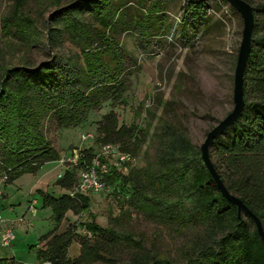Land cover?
Returning a JSON list of instances; mask_svg holds the SVG:
<instances>
[{
	"label": "trees",
	"instance_id": "1",
	"mask_svg": "<svg viewBox=\"0 0 264 264\" xmlns=\"http://www.w3.org/2000/svg\"><path fill=\"white\" fill-rule=\"evenodd\" d=\"M245 1L251 4V0ZM146 2L140 5L139 22L134 15L129 20L123 18L122 12L129 5L125 0H11L9 10L0 19L4 33L24 43L36 42L45 33L51 49L57 48L66 34L79 52L76 57L54 53L37 65L21 64L1 70L0 174L6 176V185L23 172H35L45 162L60 159L43 131L46 116L54 118L57 126H72L83 122L88 111L104 101H121L127 56L119 40L120 32L137 29L147 37L166 29L162 2L148 0L145 6ZM30 4L38 8L39 15L54 7L45 20L46 31L37 28ZM251 5L255 27L258 20L264 22V2ZM206 7L205 0H185L183 18L196 19ZM243 98L241 114L211 141L209 155L226 188L242 199L264 228V33L251 40L243 73ZM160 135L151 161L131 167L127 173L110 168L103 176L113 193H122L119 202L128 209L121 208L118 216L108 219L106 227L97 224L94 217L86 221L84 226L94 242L76 231L75 223L62 233L41 235L39 242L44 245L36 250L38 260L79 264L83 259L88 263L98 259L119 264L118 259L106 257L105 253L112 255L110 249L114 253L123 246L136 249L134 264H264V242L253 220L245 214L239 217L236 206L222 196L201 160L199 146L169 124H164ZM148 137L149 125L120 124L116 114L110 112L99 121L95 142H115L121 150L135 155ZM94 155L93 146L81 149L77 167L90 162ZM76 180V167H66L58 177V183L68 189ZM39 191L43 206H51L57 222L65 210L82 213L90 204L85 194ZM130 209L177 229L200 225L201 239L188 247L183 261L149 252L143 240H137L119 224L130 217ZM74 238L79 239L81 253L77 261L68 262L66 251ZM96 239L108 241V252L107 248L97 251ZM0 264L22 263L10 256L0 257Z\"/></svg>",
	"mask_w": 264,
	"mask_h": 264
},
{
	"label": "rangeland",
	"instance_id": "2",
	"mask_svg": "<svg viewBox=\"0 0 264 264\" xmlns=\"http://www.w3.org/2000/svg\"><path fill=\"white\" fill-rule=\"evenodd\" d=\"M125 1L129 5L122 12L123 18L129 20L134 15V20L140 22V5L147 1V6L148 0ZM160 1V9L165 15L163 26L166 29L161 32L164 34L151 32L145 37L134 28L135 32L125 30L119 34L127 56L121 101H104L97 109L89 110L83 122L72 126H57L51 116L43 120V131L58 150L60 160H66L69 155L85 147L97 146L95 137L92 141H82L80 136L86 133L96 136L99 121L110 112L116 114L120 124L149 125L146 143L139 153L132 154L135 158L133 167L137 168L153 159L164 124L182 130L193 144L199 146L207 132L232 109L233 75L243 29L241 15L225 0H205L207 7L202 15L193 20L184 19L182 5L185 0ZM10 2L0 0V19L9 10ZM259 2L264 0H251V4ZM29 7L37 17V28L46 31L45 20L54 7H50L48 12L42 11L43 15L37 14L38 8L34 4ZM261 33H264V22L258 20L253 27L252 37ZM78 52V47L66 34L55 49L49 47L45 33L36 42L17 41L4 33L0 20V72L7 66L37 65L49 60L54 53L76 57ZM61 171V163L48 161L35 172H23L9 185L3 182L0 174L3 185L0 229L7 225L13 227L15 233L13 241L6 246L1 243L0 234V257L13 256L16 261L31 262L35 259V245L42 234L62 233L72 223L77 225L76 231L86 234L94 242L92 233L84 226L86 221L94 217L97 224L106 227L108 219L118 216L121 208L128 209L119 202L122 193L111 190L107 193H90L87 194L90 200L87 210L75 213L67 209L57 222L51 206H43V194L39 190L55 195L70 194L71 189L58 183L57 175ZM31 207L35 208V213ZM129 214L130 217L119 222L122 229L130 231L137 240H143L149 252H158L176 261H183L188 247L202 236L200 225L177 229L175 225H162L147 219L133 209ZM96 241L95 247H98L99 253L107 248L108 241ZM43 245L44 242L39 246ZM135 250L122 246L114 253L110 249L112 255L102 252L106 257L118 259L119 264H134ZM80 251L79 239L74 238L66 251L68 262L77 261ZM78 263L107 264L105 260L98 259L89 263L83 259Z\"/></svg>",
	"mask_w": 264,
	"mask_h": 264
},
{
	"label": "water",
	"instance_id": "3",
	"mask_svg": "<svg viewBox=\"0 0 264 264\" xmlns=\"http://www.w3.org/2000/svg\"><path fill=\"white\" fill-rule=\"evenodd\" d=\"M226 1L231 7L239 12L243 21L242 38L238 49L233 75V107L207 132L203 142L199 145L200 157L207 171L215 181L222 196L236 206L237 215L239 217L241 214H245L253 220L257 233L264 242V228L260 218L242 201L240 197L231 193L226 188L220 179L219 174L216 171V168L214 167L209 155V146L211 141L215 139L222 130L231 125L239 117L244 108L245 102L243 98V73L251 51V40L254 23L253 6L245 0Z\"/></svg>",
	"mask_w": 264,
	"mask_h": 264
},
{
	"label": "built area",
	"instance_id": "4",
	"mask_svg": "<svg viewBox=\"0 0 264 264\" xmlns=\"http://www.w3.org/2000/svg\"><path fill=\"white\" fill-rule=\"evenodd\" d=\"M95 135L91 133L82 134L80 136L82 141H92ZM97 146H93L95 155L90 162L85 163L84 166L77 167L79 158L81 156V150L77 153H72L67 157L66 160H58V163L62 165V171L66 167H76L77 180L71 189V195L76 193L90 194V193H102V192H113V187L106 185L103 176L108 172L110 168L121 170L123 173H127L128 170L133 167L135 160L134 156L126 151L119 148L116 143H96ZM66 162V164H65ZM62 175V172L58 174V177ZM3 182L5 175H2ZM3 185L0 183V196L3 191ZM35 210V208L31 207ZM13 227H7L1 234V243L3 245H9L14 237ZM22 264H51L49 260H37L35 262H22Z\"/></svg>",
	"mask_w": 264,
	"mask_h": 264
},
{
	"label": "crops",
	"instance_id": "5",
	"mask_svg": "<svg viewBox=\"0 0 264 264\" xmlns=\"http://www.w3.org/2000/svg\"><path fill=\"white\" fill-rule=\"evenodd\" d=\"M55 162H57V161H55ZM57 163H58V162H57ZM61 172L63 173V171H61ZM59 174H60V173H59ZM57 177H58V175H57ZM7 185H9V184H7ZM36 188H38V187H36ZM44 191H45V190H44ZM35 212H36V211L34 210L33 213H35ZM28 213H29V212H28ZM22 214H23V213H22ZM22 214H21V215H22ZM5 227L7 228V225H6ZM5 227L3 228V230L5 229ZM13 229H14V228H13ZM3 230L0 229V234L3 232ZM42 235H43V234H42ZM14 237H15V233H14ZM14 237H13V238H14ZM12 241H13V239L11 240V242H12ZM11 242H10V243H11ZM41 243H42V242H39L38 244L35 245V247H36L35 250H37L38 248H40L39 245H40ZM4 246H6V245H4ZM37 260H38V259H37V254H36V255H35V259H34L33 261H31V262H35V261H37ZM21 263H22V262H21Z\"/></svg>",
	"mask_w": 264,
	"mask_h": 264
}]
</instances>
